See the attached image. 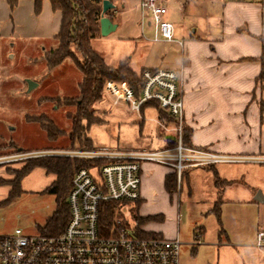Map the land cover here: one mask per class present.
<instances>
[{"label":"crops","instance_id":"crops-1","mask_svg":"<svg viewBox=\"0 0 264 264\" xmlns=\"http://www.w3.org/2000/svg\"><path fill=\"white\" fill-rule=\"evenodd\" d=\"M4 1L0 0L2 3ZM139 1L137 0L135 8L140 12L143 40L152 44H164L150 41L152 30L149 17L146 21L142 19ZM22 2L31 7V16L36 18V24L40 26L37 32L42 38L40 41L54 42L60 27V13L52 10L48 0H43L41 12L36 17L33 1L20 0L18 3L23 4ZM125 2V0H117L112 3L114 9L111 10L110 17L106 15L116 25V29L122 25L125 16L129 13V10H124ZM173 2L176 5L179 3L177 0ZM165 7L166 19L173 25L174 38L183 42L182 48L173 43H166L170 44L171 49H164L165 53L160 56L155 55L160 49H145L134 68L131 65V57H127L128 53H124L119 48L111 49L108 54L110 59L108 62L104 60L105 63L116 67L120 62L127 60L130 69L137 74L142 70L158 69L175 72L178 76V90L183 99L184 128L191 131L190 147L208 149L216 154L264 159V79H258L261 73V24L264 22L261 0H222L215 6L205 5L204 1L190 0L179 5L180 13L175 17L170 13V9ZM121 10H124L123 14ZM187 19L192 23L188 24ZM128 40L127 36L122 35L112 41L120 43ZM42 51L44 52L45 49ZM42 59L44 61V53ZM155 59L159 60V64L150 66L149 61ZM96 105L98 112L94 115L102 123L104 118L116 108L127 111L129 116L140 121L141 126L145 125V117L149 122L154 123L152 131L146 132L144 139L141 138L132 145L125 142L120 147H115L116 149H154L171 146L174 140L171 137L173 136L171 127L166 130L161 128L160 121L164 119L160 118V110L156 102L141 106L138 112L130 111L124 104L114 105L111 95L103 88L102 98ZM168 139L170 145L167 144ZM91 144L92 148H109L102 145L94 146L92 141ZM3 151L5 154H10L23 150L3 147ZM32 151L43 150H27V152ZM14 165L18 164L9 167ZM140 168V204L150 199L149 204L152 205L158 195L166 201L171 199L165 191L164 181L166 175L173 172L172 169L151 163H142ZM207 168H211L213 177L217 176L220 180L230 183L222 189L220 197L214 182L211 184L209 191H212L216 197V202L219 199L221 203V200L227 197L231 202L250 210L253 216L252 240L235 250L228 246L221 247L220 258L227 261L226 264L228 261L229 264H264V248L255 247L256 232L264 230V161L191 168L183 172L185 174L183 178L188 181L189 170H201L207 173L210 171ZM33 174H39L43 178L49 177V181L40 186L42 191L55 178L42 169H34L21 181V191L24 185L27 186ZM10 177L13 178L12 175L4 173V168L0 169V178ZM10 180L12 179L7 181ZM181 188L182 179L179 192ZM200 232L197 234L200 238H195L197 242L203 237ZM153 236L163 238L161 234ZM174 238L178 239L177 234L167 239Z\"/></svg>","mask_w":264,"mask_h":264},{"label":"rangeland","instance_id":"rangeland-1","mask_svg":"<svg viewBox=\"0 0 264 264\" xmlns=\"http://www.w3.org/2000/svg\"><path fill=\"white\" fill-rule=\"evenodd\" d=\"M125 1L124 10H129L125 21L108 36L102 37L100 34L96 36L91 42V47L106 62L110 59L108 54L111 49L119 48L124 53H128V58L131 57L133 67L136 66V61H139L145 49H160V52H154L156 56H160L165 53L164 49H171V46L166 43L145 42L141 36L140 12L135 8L137 0ZM160 1L175 17L180 13L179 5L190 0H177L178 5L173 2L175 0ZM199 1H204L208 6L211 4L215 6L222 0ZM22 3H18L11 12L5 1L0 2V154H5L3 147L19 148L23 151L69 150L72 149L67 138L70 120L67 119L66 114H73L75 107L72 104L67 107L61 100L78 96V85L82 76L70 59L65 60L57 68L51 70L46 68L42 59L43 53L46 55L48 50L54 49L56 43L53 40L40 41L42 38L37 33L40 26H37L36 18L31 16V7L25 2ZM124 10L120 12L123 14ZM148 17L145 13L143 20L146 21ZM187 23L192 21L187 19ZM144 34L148 36L145 31ZM122 35L127 36L129 40L120 43L112 41ZM42 49L45 51L43 52ZM72 50L76 59L81 61L77 51L73 48ZM158 62L159 60L155 59L150 60L148 64L153 66L151 64H159ZM28 82L31 83L30 90H28ZM54 99L59 100L54 101ZM97 103L92 106L95 114L98 112ZM27 116H46L66 135L56 142H51L37 124L25 121ZM144 119L145 125L141 126L140 121L129 116L127 111L116 108L104 118V123L89 128L86 137L94 146L102 145L111 149H116L115 147H120L125 142L132 145L141 138L144 139L146 132L153 129L154 123L149 122L147 117ZM160 122L161 128H172L170 121ZM75 149L79 148L74 146L73 150ZM27 161L5 167L4 173L13 176L12 171L20 169ZM189 171L188 181L182 178L181 192L177 189L171 199L166 201L158 195L152 205L149 204L150 199L139 205L137 215L143 219L150 218L147 222L137 225L130 215L135 203H127L119 207L127 209L125 213L121 210L119 220L127 230H135L140 237H155L153 235L161 234L167 239L177 234L181 243L179 264H220V262L226 264L227 261L220 258L219 250L225 246L235 250L252 240L251 235L254 233L252 213L239 204L231 202L227 197H224L216 207V197L212 191H209L215 180L211 170L207 173L201 170ZM33 175L29 178L27 186L22 187V192L9 202H4L10 189L7 180L13 179L14 176L0 178V235L11 234L15 230L35 235L41 232L40 229L52 215L55 209V197L44 194L40 189L41 185L49 181V177ZM199 231L202 232L203 237L197 242L195 237Z\"/></svg>","mask_w":264,"mask_h":264},{"label":"built area","instance_id":"built-area-1","mask_svg":"<svg viewBox=\"0 0 264 264\" xmlns=\"http://www.w3.org/2000/svg\"><path fill=\"white\" fill-rule=\"evenodd\" d=\"M264 8V0H261ZM142 19L149 16L151 42L173 43V25L166 19L167 9L160 0H140ZM264 40V22L261 24ZM139 95L126 83L106 82L105 90L114 105L124 104L130 111L156 102L160 111L171 117L173 145L154 149H69L54 151H19L0 155V167L44 157L85 160L90 168L77 170L67 196L68 221L55 235L24 234L15 230L0 235V264H179L181 243L177 238L140 237L125 227L105 235L99 225L101 203L117 202L121 206L140 199L141 164L151 163L172 169L176 175V192L181 176L191 168L219 164H243L264 159L216 154L208 149L193 148L183 143L184 106L175 72L144 70ZM162 127V125H161ZM166 130L167 128H163ZM122 212L127 209L122 207ZM122 222H116L120 225ZM199 239V235H196ZM255 247L264 248V230L255 235Z\"/></svg>","mask_w":264,"mask_h":264},{"label":"trees","instance_id":"trees-1","mask_svg":"<svg viewBox=\"0 0 264 264\" xmlns=\"http://www.w3.org/2000/svg\"><path fill=\"white\" fill-rule=\"evenodd\" d=\"M8 9L12 12L20 0H5ZM34 5V14L39 15L43 0H32ZM51 8L59 12L60 27L55 36L56 46L54 49L44 55L46 68L51 70L61 65L65 60L70 59L76 69L80 72L82 79L78 85V96L76 98H63L61 101L69 107L71 104L75 107L73 114L67 113V119L70 120V131L67 133L69 147L74 149L91 150V141L86 137L88 129L94 124H101L102 121L94 115L92 106L102 98V92L106 82L122 83L126 82L139 95L141 86V73H134L128 61L120 62L116 67L108 66L104 59L99 56L91 47V41L99 35V21L101 19L102 2L105 0H48ZM114 3L117 0H107ZM111 11L106 15L110 17ZM75 49L81 58L77 60L73 53ZM261 73L258 79H264V40H262V53L260 56ZM59 99H54L58 101ZM52 101V100H51ZM158 108V105H157ZM160 118L172 121L171 117L159 111ZM27 123L37 124L40 129L46 133V137L51 142H56L64 137L66 133L59 129L46 116L25 118ZM191 131L183 128V143L190 146ZM167 144L170 145L169 139ZM172 142L171 145H173ZM91 163L85 160L69 159L62 157L36 158L30 159L19 170L12 171L14 178L7 182L9 191L4 202H9L17 197L22 191L21 181L34 169H42L48 175L55 178L51 184L43 191L44 194L55 197V209L52 215L47 219L41 234L55 235L62 232L68 221L67 196L70 191L71 179L74 173L82 168H90ZM181 179L185 176L182 174ZM214 185L218 190V197L222 189L230 184L229 182L214 177ZM165 191L171 198L176 192V175L174 172L166 175L164 181ZM220 203L218 199L217 204ZM140 201L135 202L134 209L130 215L134 218L137 225H142L150 218H140L137 211ZM120 203L104 202L100 206L99 225L105 235H111L125 227L122 223L117 225L121 217ZM218 213V208H216ZM155 219V218H154ZM200 232V231H199ZM201 233V232H200ZM141 235V233H140ZM143 235V233H142ZM145 237V236H144Z\"/></svg>","mask_w":264,"mask_h":264},{"label":"water","instance_id":"water-1","mask_svg":"<svg viewBox=\"0 0 264 264\" xmlns=\"http://www.w3.org/2000/svg\"><path fill=\"white\" fill-rule=\"evenodd\" d=\"M114 9V6L109 1L105 0L102 2V10H101V19L99 21V34L102 37L108 36L110 33L114 32L116 29V25L111 22V20L106 16L108 11ZM29 88L31 89V83L28 82Z\"/></svg>","mask_w":264,"mask_h":264},{"label":"flooded vegetation","instance_id":"flooded-vegetation-1","mask_svg":"<svg viewBox=\"0 0 264 264\" xmlns=\"http://www.w3.org/2000/svg\"><path fill=\"white\" fill-rule=\"evenodd\" d=\"M9 166H11V165H8V166H2V167H0V169H1V168H5V167H9Z\"/></svg>","mask_w":264,"mask_h":264}]
</instances>
